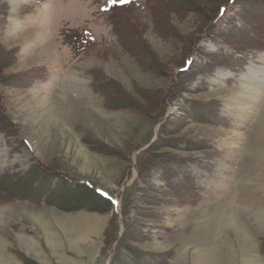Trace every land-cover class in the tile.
<instances>
[{
	"label": "rangeland",
	"instance_id": "1",
	"mask_svg": "<svg viewBox=\"0 0 264 264\" xmlns=\"http://www.w3.org/2000/svg\"><path fill=\"white\" fill-rule=\"evenodd\" d=\"M198 1L212 9L169 0L157 24L148 13L142 38L127 35L125 49L112 25L119 3L0 0V264H132L134 250L156 264L162 253L168 264H264V50L231 65L213 59V71L200 65L174 82L185 54L233 53L206 33L208 19L197 26ZM202 30L194 53L190 35ZM252 63L259 77L244 80ZM194 104L207 108L206 120ZM153 142L151 153L176 161L139 170L138 154ZM169 176L202 202L174 201ZM62 195L85 207L51 203Z\"/></svg>",
	"mask_w": 264,
	"mask_h": 264
},
{
	"label": "trees",
	"instance_id": "2",
	"mask_svg": "<svg viewBox=\"0 0 264 264\" xmlns=\"http://www.w3.org/2000/svg\"><path fill=\"white\" fill-rule=\"evenodd\" d=\"M206 1L212 5V9L209 7L207 9H204L203 7H200L199 1L196 2L198 3L197 5H199L200 7L196 9V11H200V16L202 17L200 23H198L197 26L198 27L202 26L204 19L205 18L208 19L207 21L208 23L209 22L210 23L207 27L208 31H206V33L209 35L215 34V37L217 36L216 40L221 41L225 46L230 48V50H232L233 53L231 55L230 54L227 55V54H224L223 51L217 52V53H214V55L212 54L207 55V56L205 55L206 58L200 59V60L194 59L193 53L185 54L182 60L183 65H181L180 67H177L175 69V72L173 71L174 72L173 79H175L174 82H178L179 78L181 77H190L191 75L196 74L197 73L196 71L198 67H200V65L208 66L209 68H211V71H213L214 67L216 66L215 63L211 61L213 59H216L218 61V64L231 65L230 60L233 59L234 56H236L237 60H240V59H245L249 53L264 50V0H206ZM168 2L169 0H147V2L144 4L139 0H130V3H125V4L119 3V5L121 6H119L120 9L115 14L113 13L114 16L112 17L113 18L112 25H113L114 34L117 37V40L120 46L125 47L124 38H126L127 35L129 36L131 34H134L135 32H139L142 38L141 31L143 30V28H145V26H147V23L144 22L145 20L144 17L147 16L148 13H150V15H155L153 16V20L157 24L158 18H156L155 13L157 11L161 13V11H163V8L166 7ZM231 5L238 6L237 12L233 13V16L229 18L230 20L226 24L219 23L220 16L228 14L227 12L230 9ZM3 7H5V4H2L0 2V8H3ZM179 9H180L179 12L189 11V9L187 8H179ZM215 10L216 12H214ZM173 11H176L178 13L177 10H173ZM235 17H238L241 21L236 22ZM159 23L161 25L162 24L164 25V22L163 23L159 22ZM204 32L205 31L202 30V34L198 35V37L196 36V38L192 35L193 33L190 35L188 43L191 44L193 41V44L191 45L189 44V48L192 47V50L194 51V53L197 50V42L200 38L203 37ZM170 34H175V32L172 30ZM86 38L89 39L91 37L88 36ZM125 49L127 48L125 47ZM5 56L7 57L6 53H5ZM6 57H4V53L0 51V79L3 76H5L3 69L5 67L4 65H5ZM150 65H151V62L148 64V66L150 67ZM161 67H162L161 64L158 65L157 70L160 69ZM6 81L9 82V78L7 76H6ZM94 82H95L94 85H92L93 90L98 93L100 92L101 94L104 93L102 90V85L101 87L97 86L99 85L97 84L98 83L97 80ZM123 99H126L125 96L124 97L122 96V101ZM133 104L136 105L134 101H133ZM122 107L132 108L133 106L126 105ZM206 110H207L206 107H200L199 105V108H198V105L194 104L192 114L194 115V117L198 119L206 120L205 119L206 116L203 115V112H205ZM200 112H202V114H200ZM163 115H166V110L165 112H163ZM164 118L165 116L162 119ZM3 128L6 129L5 127ZM166 130L167 129H165V131ZM164 132L162 131L161 133H164ZM165 138H169L167 133L164 137H162V139L164 140ZM166 140H170V139H166ZM153 149H154V142L151 143L147 148L143 149V151L138 154L136 164L139 170L140 168H143L142 170H144L145 168L149 169V168H152L158 165L163 166L165 165L167 161H171V163H174L176 161L172 159L175 157V154L169 155L170 157L167 156L168 154H164V155L163 154L159 155L158 153L154 154L150 152V151L155 152ZM29 175L32 176L33 174H29ZM30 177L28 178L26 177V179L28 180L30 179ZM138 177H140V172H138ZM167 179L169 183L168 189H170L171 193L173 194L172 196L174 198V201L176 200L178 204L197 205L202 200L201 197L200 198L196 197L191 200L189 198V195L183 194L182 192L183 186L172 183L170 181L171 179L170 176L167 177ZM0 183L4 184L3 179H0ZM89 188H90L89 186H87L86 188H83L82 192H86V194L88 195L89 191H91L90 189H94L93 187H91L90 189ZM3 191L5 193L7 190H3ZM93 193L95 196H98L104 199L105 201L110 202L112 205V200L110 197L102 196L101 194L97 192L96 189H94ZM62 196L63 197L54 199V203L52 200H50L51 203L54 205L56 203V206H58L60 209H63L65 211L80 210L85 207L83 198H77L80 203L79 205H70V207L66 206L62 200L66 201V199L68 200L72 198H67V195H65L66 197L64 195ZM119 248L120 247L114 250L115 251L114 255L111 258L114 261L118 259V256L120 253ZM168 254H165V253L160 254V258L162 259L161 264H168V257H169ZM132 255H133V258L131 260L132 264H156L152 261V258H151L152 256H156L153 253L145 252L143 250L142 251L134 250V252H132Z\"/></svg>",
	"mask_w": 264,
	"mask_h": 264
},
{
	"label": "bare ground",
	"instance_id": "3",
	"mask_svg": "<svg viewBox=\"0 0 264 264\" xmlns=\"http://www.w3.org/2000/svg\"><path fill=\"white\" fill-rule=\"evenodd\" d=\"M260 60L261 61H264V54L263 55H261L260 56ZM251 65H253V63L252 64H250V66H248V68H249V71L247 72V73H244L243 74V79L244 80H253V79H255V78H257V77H259V73L257 72V70L255 71V70H252V68H251ZM262 70H264V69H262ZM230 76L228 73H222L220 76ZM263 77H264V74H261ZM264 79V78H263ZM254 97V99L256 98V96H253ZM236 102H237V100H236ZM237 104H239V105H244V103L242 102H238ZM251 111H249L248 110V113H250ZM247 115V114H246Z\"/></svg>",
	"mask_w": 264,
	"mask_h": 264
},
{
	"label": "snow or ice",
	"instance_id": "4",
	"mask_svg": "<svg viewBox=\"0 0 264 264\" xmlns=\"http://www.w3.org/2000/svg\"><path fill=\"white\" fill-rule=\"evenodd\" d=\"M109 2L113 4V6H115L117 3L120 4L130 3V0H109Z\"/></svg>",
	"mask_w": 264,
	"mask_h": 264
},
{
	"label": "crops",
	"instance_id": "5",
	"mask_svg": "<svg viewBox=\"0 0 264 264\" xmlns=\"http://www.w3.org/2000/svg\"><path fill=\"white\" fill-rule=\"evenodd\" d=\"M185 264H189L188 262H186ZM201 264H203V263H201Z\"/></svg>",
	"mask_w": 264,
	"mask_h": 264
}]
</instances>
